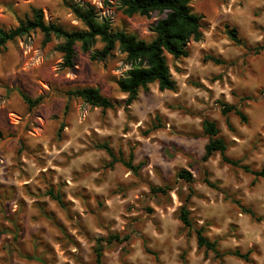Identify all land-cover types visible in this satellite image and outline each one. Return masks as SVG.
<instances>
[{"label": "clouds", "instance_id": "9594fccd", "mask_svg": "<svg viewBox=\"0 0 264 264\" xmlns=\"http://www.w3.org/2000/svg\"><path fill=\"white\" fill-rule=\"evenodd\" d=\"M0 264H264V0H0Z\"/></svg>", "mask_w": 264, "mask_h": 264}]
</instances>
